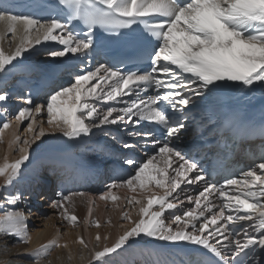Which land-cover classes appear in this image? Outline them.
<instances>
[{"label":"snow or ice","instance_id":"snow-or-ice-1","mask_svg":"<svg viewBox=\"0 0 264 264\" xmlns=\"http://www.w3.org/2000/svg\"><path fill=\"white\" fill-rule=\"evenodd\" d=\"M60 4L68 9L66 15L83 22L85 30L77 32L60 18L40 21L9 8L0 10V40L8 33L12 41L19 36L14 51L6 55L0 49V72L9 71L8 65L17 67L13 62L23 58L30 47L39 45L42 36L45 41L52 40L63 46L48 50L49 57L57 59L71 54L68 60L59 63L65 65L64 70L72 76L70 84L53 89L44 103H34L31 95L23 97L28 107L19 108L13 118L18 125L30 121L24 129L27 137L21 140L16 134L18 129L13 130V142L19 145L20 157L0 166L4 185L13 184L22 165L30 160L32 145L46 134L43 119H37L45 109L47 126L69 140L91 136L93 129L110 132L108 126L127 131L129 125L141 128V122L160 125L161 138L155 137L151 129L128 132L130 136L150 141L156 152L146 162L125 156L123 162L134 174L117 176L106 185L99 199L115 203L121 197L115 195L113 189L126 187L135 192L139 187L142 191H151L153 185L164 189V195L154 194L146 203L128 198V205L139 206L138 219L124 213L122 219L133 226L112 246L92 250L90 241L79 237L77 242L93 252L89 264L92 261L109 264L101 258L125 245L132 247L142 236L168 244L184 242L200 246L218 257V264H264V158L243 171L242 178H230L218 186L209 184L203 167L173 143L185 129L186 119L199 105L198 97L207 101L225 87L251 88L256 83L264 84V0H60ZM134 25H142L143 31ZM97 27L120 34V43L128 51L121 57H113L119 64L126 66L128 61L146 59L150 70L140 72L129 68L125 71L105 63L92 66L99 48L93 35ZM123 29L130 31L121 32ZM153 40L158 43L153 44ZM9 47H12L11 41ZM144 93L154 94L142 95ZM8 100L9 93L0 92V130L10 128ZM122 147L135 149L139 145L123 141ZM173 159L179 161L172 169L174 176L169 173ZM193 172L195 175L189 176ZM200 181H205L203 190L195 196H185L194 208L178 211V204L184 203L180 198V193L185 192L181 184L193 185ZM241 184L244 185L242 190L229 194L230 186ZM187 191L190 193L191 189ZM213 193L220 197L219 202L209 200ZM58 197L53 204L63 210L61 215L69 225L78 226L79 217L70 211L75 209L76 198L89 200L91 217L93 201L88 194L59 192ZM19 199L17 193L6 197L5 202L15 205ZM84 223H91L97 229L101 227L98 220L85 219ZM26 232L23 214L5 209L0 215V235L14 236L27 244ZM107 239L108 236L101 237L99 232L95 236L97 246ZM52 247L67 248V244L54 241L42 246L32 254L36 258L34 264H39L40 257ZM80 258L84 259L83 254Z\"/></svg>","mask_w":264,"mask_h":264},{"label":"bare ground","instance_id":"bare-ground-1","mask_svg":"<svg viewBox=\"0 0 264 264\" xmlns=\"http://www.w3.org/2000/svg\"><path fill=\"white\" fill-rule=\"evenodd\" d=\"M0 30H2V26H0ZM10 41L12 43L11 48L9 47ZM18 43L19 36L16 41H12L11 33H8L5 39L0 40V49L4 50L7 55L15 50ZM51 47L61 48L63 46L52 40L45 41L41 36L39 45L30 47L28 51L23 53V58H17V61L13 62L17 67L12 68L11 65H8L6 67L9 71L0 72V92L7 91L9 93V110L13 109H11L10 103L16 100L19 101L18 104L28 107L23 100V97L27 95H31L35 103L37 97L31 93L40 94L38 103H44L53 89L66 86L68 81H72V76L64 70L65 65L59 63L60 60H68L71 54L57 59L48 55L38 56L42 50ZM36 49H40V51L37 52ZM77 55L82 56L81 53ZM71 58L72 60L76 59L75 57ZM45 59L48 61L41 62ZM97 63L101 62L95 61L93 57L91 65L95 66ZM50 84L53 86L47 88ZM259 88L263 90L262 94L258 93ZM197 100L200 103L186 119L185 129L181 131L179 139L173 141L185 155H190L192 158L195 157L192 155V150H198L201 145H206L210 140L220 136V131L226 123L227 117L237 107L244 105L251 114L264 120V84L261 83H256L251 88L246 86L225 87L215 92L207 101L201 97H198ZM43 113L46 114V109L41 112V114ZM8 121L10 128L2 129L0 132V166L15 162L20 157L19 145L13 142V130L18 129L16 134L21 137V140L27 137L26 133L23 134V137L21 136L19 125L15 120H10L8 116ZM141 125V128L129 125L127 131H122L118 126H108L110 132L93 129V135L83 136L77 140H69L62 133L47 125L44 126L46 134L32 145L30 160L22 165L20 174L13 184L5 186L4 178L0 177V215L5 209L21 212L27 225L26 234L29 237V243L25 244L20 242L17 237L0 235V264H34L36 258L32 254L41 249L42 246L49 245L54 241L61 245L67 244V248L52 247L47 254L40 257L39 264H89L93 252L84 249L77 242L79 237L83 236L86 241H90L89 249L103 250L105 245L112 246L126 229H130L133 225L124 221L122 217L125 212H128L134 220L138 219L139 206L133 208L132 205L127 204V199L134 197L146 203L148 197L154 194L163 196L165 190L157 189L154 185L151 186V191H142L139 187L135 192L126 187L113 189V193L121 197L115 203L111 200H100L99 195L106 191V185L112 183L111 173L115 167L126 169L129 174H134L132 168L124 164L125 156H132L138 162H146L156 152V147L150 141H146L144 137L128 135V132L131 131L144 130L145 125ZM116 133L123 136V141L136 143L139 147L124 149L122 143H118L116 139L112 138L116 136ZM104 149L109 151L110 158ZM259 162L249 164L246 170L253 168ZM178 163L179 161L172 160V168L169 169V173L173 176L175 173L172 169ZM44 168L47 169V173L42 177L41 173ZM194 175L195 172L189 174V176ZM206 179L209 184H214L209 178L206 177ZM64 182L71 183V189L66 194L84 192L93 201L91 203L92 215L89 217V200L76 198L75 209L70 210L72 214L79 217L76 227L69 225L61 215L63 210L53 204L59 198V189H54V184L60 185ZM204 183L205 181L193 185L181 184V189H184L185 192L180 193V198L184 203L182 206L178 204V211L183 212L186 208H194V205L188 203L185 196L198 194L203 190ZM243 187V184L230 186L229 194L238 193ZM188 189H191L190 193L187 191ZM177 192H180V189ZM17 193L20 194V199L15 205H8L5 198L15 196ZM37 195H40L39 201L36 200ZM171 199L172 197H169V200ZM209 200L219 202L220 197L213 193L209 196ZM165 215L168 213L166 212ZM206 215L210 216L211 214L206 213ZM85 219L98 220L101 227L97 229L91 223L85 224ZM166 223L171 222L166 221ZM195 223L198 224L199 221H195ZM172 226L175 227L174 224ZM234 226L238 225H230L229 227ZM98 232L101 237L108 236V239L102 240L99 246L95 241ZM137 241L132 247L129 248L125 245L116 253L108 254L101 259L108 260L109 264H162L174 256L182 257L185 254H203L215 257L200 246L185 244L184 242L179 245L168 244L143 236L137 238ZM70 254L71 259H69ZM81 254L84 256L83 260L80 258ZM215 258L219 259L218 257ZM91 264H98V262L92 261Z\"/></svg>","mask_w":264,"mask_h":264},{"label":"rangeland","instance_id":"rangeland-1","mask_svg":"<svg viewBox=\"0 0 264 264\" xmlns=\"http://www.w3.org/2000/svg\"><path fill=\"white\" fill-rule=\"evenodd\" d=\"M51 49H56L55 47H51V48H47V49H44V50H42L41 51V53H40V55H38V56H40V57H43L44 55L45 56H47V54H46V52L48 51V50H51ZM43 52V53H42ZM40 57H38V58H40ZM46 61H48L47 59H45V60H42L41 62H46ZM59 75V74H58ZM72 81H68V84H70ZM67 84V85H68ZM51 86H53L52 84H50ZM66 85V86H67ZM60 87V86H59ZM58 88V87H57ZM15 96V95H14ZM13 100V99H12ZM19 100V99H18ZM36 101H35V103H38L39 102V100H40V96H39V94L37 95V98L35 99ZM17 102V103H16ZM13 103V104H12ZM12 103H10V107H11V109L12 110H9V112H10V115H9V119L10 120H14V115L16 114V111L19 109V108H21V107H25V105H21V104H18L19 103V101H13ZM38 120H40V119H43V121H44V126H46L47 125V114H41L40 115V118H39V116H38V118H37ZM30 121L29 120H25L22 124H19V132H20V134H21V136L23 137V134L25 133L24 132V129H25V127L27 126V124L29 123ZM0 132H1V130H0ZM107 159V158H106ZM107 160H109V159H107ZM47 169L46 168H44L43 169V171H42V173H41V175H42V177L44 176V174H46L47 172ZM50 178H51V176H50ZM54 189H56V187H55V184H54ZM40 195H37L36 196V200L37 201H39L40 200ZM36 201V202H37ZM49 254H51V253H49Z\"/></svg>","mask_w":264,"mask_h":264}]
</instances>
